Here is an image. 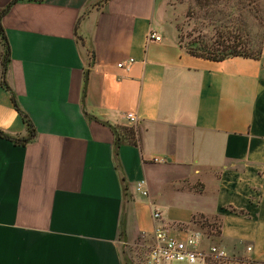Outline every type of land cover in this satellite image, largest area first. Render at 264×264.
<instances>
[{
    "label": "crops",
    "instance_id": "obj_1",
    "mask_svg": "<svg viewBox=\"0 0 264 264\" xmlns=\"http://www.w3.org/2000/svg\"><path fill=\"white\" fill-rule=\"evenodd\" d=\"M163 2L22 1L2 15L0 131L29 137L22 113L34 134L0 136V264H130L126 247L156 226L184 238L197 218H216L227 256L264 264V54H187L156 28Z\"/></svg>",
    "mask_w": 264,
    "mask_h": 264
},
{
    "label": "rangeland",
    "instance_id": "obj_2",
    "mask_svg": "<svg viewBox=\"0 0 264 264\" xmlns=\"http://www.w3.org/2000/svg\"><path fill=\"white\" fill-rule=\"evenodd\" d=\"M246 2L249 6L241 8ZM155 25L159 32L173 39L182 48L192 40L212 44L214 40H219L223 36L233 35L245 40L242 49L247 54L254 57L264 54V0H232L229 3L220 0L207 9L199 8L192 0H164L162 11L156 15ZM200 222L201 220L189 228L201 230L207 240L209 239L207 241L209 244L216 243V218L206 220L203 224ZM260 232L259 239L263 247L264 227ZM252 245L255 246V243L252 242ZM124 257L130 264H143L141 249L128 246ZM204 262L205 264H253L239 257L232 258L227 254L221 259L208 256ZM195 263L201 261L192 262Z\"/></svg>",
    "mask_w": 264,
    "mask_h": 264
},
{
    "label": "built area",
    "instance_id": "obj_3",
    "mask_svg": "<svg viewBox=\"0 0 264 264\" xmlns=\"http://www.w3.org/2000/svg\"><path fill=\"white\" fill-rule=\"evenodd\" d=\"M148 40L160 41V36L154 31H150L147 36ZM132 62L128 59L126 63H117V67L127 69ZM126 119L133 125L136 117L132 113L125 115ZM135 191L142 195H146L143 188V181H138L134 185ZM152 220L158 221L160 213L152 210ZM184 238L169 235L168 229L156 226L152 233V242L146 246L139 247L143 253V264H174V263H192L199 260L204 263L206 257H214L217 259L224 258L226 253L223 248L208 245L205 249H201V244L205 239L204 233L199 229H187ZM247 250L250 247H246Z\"/></svg>",
    "mask_w": 264,
    "mask_h": 264
},
{
    "label": "trees",
    "instance_id": "obj_4",
    "mask_svg": "<svg viewBox=\"0 0 264 264\" xmlns=\"http://www.w3.org/2000/svg\"><path fill=\"white\" fill-rule=\"evenodd\" d=\"M22 1H30V2H41L43 0H9L8 3L0 10V19L2 15L8 10V8L18 2ZM105 2L106 0H102ZM199 8H209L211 5L217 3L220 0H192ZM226 3H229L232 0H224ZM238 1V0H237ZM240 4V2L238 3ZM249 4L246 2L245 4H242L241 8L248 7ZM247 9V8H246ZM207 11V10H205ZM245 40L242 39L240 36H223L219 40H214L212 44H206L199 41L189 42L186 44L184 50L187 54L199 58L209 59V60H222L227 57L232 56H241V57H254L246 52L243 51L242 47L245 45ZM9 60V46L6 40V37L4 35L3 29L0 24V64H1V76H0V84L3 85L2 78L5 74V71L7 69V63ZM10 101L12 102L14 108L19 112L20 110L17 108L15 104V100L12 95H10ZM21 119L24 127L28 131V136L26 138H11L5 135L3 132L0 131V136L11 139L20 143H26L31 140L34 134V130L32 128V125L26 118L24 114L21 113ZM120 137L124 140H126L129 143H135L136 136H135V128L131 126H124L119 128ZM200 221L201 224L206 222L203 218H197L195 219ZM199 223V224H200ZM191 229V228H187ZM216 233L218 234V225L216 226ZM205 264V262H204Z\"/></svg>",
    "mask_w": 264,
    "mask_h": 264
},
{
    "label": "water",
    "instance_id": "obj_5",
    "mask_svg": "<svg viewBox=\"0 0 264 264\" xmlns=\"http://www.w3.org/2000/svg\"><path fill=\"white\" fill-rule=\"evenodd\" d=\"M86 73H87V72H85V79H86ZM84 88H85V84H84V86H83V90H84ZM105 124L108 125L106 122H105ZM108 126H109L110 129L113 131L114 135L116 136L115 128H114L113 126H111V125H108ZM115 146H117V137H116V143H115ZM122 236H123V241H125V240H126L125 235L122 234ZM129 263H130V262H129Z\"/></svg>",
    "mask_w": 264,
    "mask_h": 264
}]
</instances>
